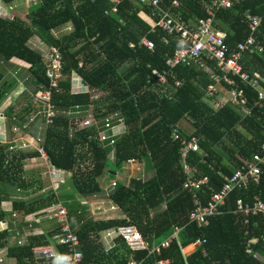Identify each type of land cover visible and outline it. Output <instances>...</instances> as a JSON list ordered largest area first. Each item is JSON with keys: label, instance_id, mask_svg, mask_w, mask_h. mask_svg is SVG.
I'll return each mask as SVG.
<instances>
[{"label": "trees", "instance_id": "trees-1", "mask_svg": "<svg viewBox=\"0 0 264 264\" xmlns=\"http://www.w3.org/2000/svg\"><path fill=\"white\" fill-rule=\"evenodd\" d=\"M0 1L9 8L19 0ZM176 1L178 7H173L174 0H160V4L189 21L207 17L204 3L208 0ZM113 5L111 0H38L28 7L24 18L17 14L10 19L0 16V59L24 61L29 65L31 82L36 89H47L49 79L45 76L42 55L27 42L35 36L56 46L62 54L64 73L60 91L53 93L56 108L66 111L79 105L87 109L93 104V114L98 120L120 112L125 127L114 144L109 145L98 140L95 126L77 129L69 116L57 114L55 123L44 131V145L57 169L71 172L68 178L71 191L62 187L59 198L51 192L34 197L32 194L42 189L40 178L25 180L17 176L27 154L14 152L7 161L1 152L0 183H18L25 191L24 196L31 195L26 200H13V209L40 215L44 214L39 211L43 207L64 199L68 215L74 216L70 220L80 241V264H127L129 261L154 264L158 258H168V264H264V215L245 216L237 209L240 198L252 203L258 195L264 200V165L257 181H251L247 189L232 191L221 213L211 216L206 225L198 226L190 221V212L195 206L193 194L183 189L186 176L181 142L171 136L172 124L182 123L186 118L191 120L193 131L188 134L182 126V132L199 140L201 150L190 151L188 162L195 167L196 178H209V183L197 192L204 203L220 188L222 176H232L243 164L242 159L251 157L264 143V99L261 106L254 104L258 91L241 76L232 74L234 87L243 89L248 99L250 115H243L230 102L214 109L206 100L213 95L206 90L216 81L205 67L222 74L215 61L205 53L201 63L171 66L168 59L180 45L178 36L159 26L152 27L139 14L143 8L151 14L152 9L141 6L138 0H119L116 11L111 12ZM215 11V27L225 33L224 40L231 51L238 50V42L250 34L249 19L244 12L264 16V0H237L231 8ZM63 29L68 31L61 37L53 36V32ZM255 35L264 46V20ZM143 38L151 40L154 47L141 44ZM240 60L246 71L251 75L260 74L264 80V50L242 49ZM155 68L169 71L168 86L159 83L153 72ZM72 70L87 85L88 92L71 93ZM2 76L0 72V81ZM177 80L181 82L179 86L175 85ZM260 82L264 87V82ZM4 92L0 89V98ZM95 95L97 99L93 98ZM12 111L10 106L6 115L10 117ZM111 152L113 159H109ZM37 154L34 150L28 155ZM128 159L144 161L152 177L133 178L131 186L116 180L107 197L121 208L122 217L84 219V208L75 199L76 194L103 193L102 176L113 180ZM86 160L90 165L84 171L80 164ZM3 218L4 213L0 212V220ZM121 224H133L144 239L154 244H161L174 226L182 228L179 236L170 237L169 244L161 246L158 253L148 254V249L130 250L120 236L116 238V246L105 250L98 240L100 231ZM9 229L0 232V246L7 245L15 264H47L44 256L36 255L49 246L47 235L31 234L23 245L9 244ZM254 237L257 241L251 242ZM197 238L204 241L193 252L185 253L184 248ZM58 245L65 254L68 244ZM53 263L57 264L55 260Z\"/></svg>", "mask_w": 264, "mask_h": 264}, {"label": "built area", "instance_id": "built-area-1", "mask_svg": "<svg viewBox=\"0 0 264 264\" xmlns=\"http://www.w3.org/2000/svg\"><path fill=\"white\" fill-rule=\"evenodd\" d=\"M235 1L237 0H208L204 3V7L207 11V17H200L196 21H189L182 18L179 13H171L170 8H163L160 4V0H139V4L152 9V13H148V17L153 21L152 27L159 26L163 28L168 33H175L180 41L179 47L175 50L173 56L168 59V63L173 66L176 64L189 65L191 63L199 61L200 63L204 61L203 54L207 53L210 59L215 61V66L222 70V74H219L217 70L205 67L211 77H214L216 84H209L207 86V93L209 95H214L222 92V102H230L235 108L240 110L243 115H250V107L248 106V99L245 96L243 89H238L235 86V79L232 76L237 74L242 77V79L250 84L253 88L258 91V100L254 104H259L261 106V100L264 99V87L260 81H263V77L260 74L251 75L248 71L244 69L242 61L240 60L241 50L248 49L250 52L255 50L262 52L264 50L263 44L257 39L255 32L258 31L260 23L264 20V16L261 15H251L248 11L244 14L249 19L250 34L245 40L239 41V49H234L231 51L228 43L225 42V33L220 29L216 28L215 22V10L218 9H228L231 8ZM113 7L112 12L116 11V4L119 0H112ZM178 1L174 0L173 7H178ZM12 8V7H10ZM10 8L2 5L0 1V16L5 18H12L10 16ZM143 10V9H142ZM145 10V9H144ZM155 16L160 18L157 20ZM68 29H71L70 27ZM41 44H47L42 40H38ZM141 44L147 45L149 48L154 47V43L143 38ZM130 47H134L133 43H129ZM35 49V48H33ZM49 56L47 61L44 62L45 65V76L49 79V85L47 89H38L33 93L32 102H30V112L26 114L23 119L12 118L15 120L14 125L24 132H28L31 128L34 129L35 125L40 127L49 128L55 123L57 114L59 110L56 108L53 102V93L60 91V82L64 79L63 73V60L60 50L53 45L49 46ZM203 58V59H202ZM81 65V62H79ZM153 72L158 76V81L162 85H169L168 74L169 71H160L157 68L153 69ZM71 81L76 80V82L71 84V93L77 94L81 92H88L89 89L85 85L81 77L76 71L72 70ZM180 81L177 80L175 85L179 86ZM232 86V88L228 87ZM81 109L79 105H75L74 109L66 110L71 117H74L73 123L76 125L77 129L95 126L97 129L98 140L101 143H108L109 145L114 144L117 136L121 134L124 129V121L120 112L110 113L103 117L101 120H97L92 112V107L90 110ZM90 111V113H86ZM64 112V111H62ZM82 119L78 118L79 114H82ZM6 115L4 112H0V121L4 122ZM45 131V130H44ZM171 136L174 140L181 142V158L183 162V170L186 176V180L183 183V189L190 191L193 194V199L195 206L190 212V221L195 222L198 226L205 225L208 223L211 216H215L221 213V207L225 205L226 200H228L230 193L235 189H247L251 181H257L260 174L263 172L262 166L264 165V143H261L260 149L255 152L249 158H243L240 169L237 170L232 176H222V184L218 190L213 191L206 201L201 202L197 192L209 183V178L203 176L201 178H196L195 167H191L188 162V156L190 151H200L199 140L196 136L191 135L189 137L185 136L182 132L181 122L171 125ZM37 132V131H36ZM31 136L35 139L37 146L35 151L38 152L40 156L49 158L48 150L45 148V139L40 136ZM14 142L8 140L3 147L0 146L1 152L7 156V152L14 153L12 150L15 147L19 148H30L29 143L19 136L17 139H13ZM17 140V141H16ZM11 142V143H10ZM13 152V153H12ZM10 155V156H11ZM52 163V162H51ZM51 175L56 176L58 174H63L60 169L52 163ZM111 184L114 186L116 180H113ZM238 210L241 211L245 216L250 215H264V201L258 196L253 198V202L245 201V199L240 198L237 201ZM112 207H116L112 205ZM13 216L15 214L13 213ZM52 217L59 220L58 233L56 234V242H63L68 244V250L65 253V264H77L81 260V251L78 249L79 238L72 228L67 211L63 206L56 208ZM248 217L245 221H248ZM181 226L174 227L173 233H179ZM112 232L120 235L122 239L133 249H148V253L156 252L158 253L161 246H167L169 244V237H167L161 244L150 245V243L143 238L140 230L133 224H121L113 227ZM176 235V234H173ZM204 241V238H197L194 244L199 246ZM22 239L17 238L16 243H21ZM56 250L45 247L38 251L37 255H42L44 257H55ZM3 256H0V262H3ZM154 264H168V258H158Z\"/></svg>", "mask_w": 264, "mask_h": 264}, {"label": "rangeland", "instance_id": "rangeland-1", "mask_svg": "<svg viewBox=\"0 0 264 264\" xmlns=\"http://www.w3.org/2000/svg\"><path fill=\"white\" fill-rule=\"evenodd\" d=\"M36 1H38V0H19V1L15 2L14 4H12V8H10V11H11L10 16L13 17L14 14H17L20 17L24 18L28 12V9H29L28 7L30 5H32L33 3H35ZM144 17L147 19L146 21L152 25L153 21L148 16L147 17L144 16ZM68 30L63 29L62 31L53 32V36L54 37H61ZM38 40L39 39L34 36L30 40H28L27 44H29V46L31 48H35V50H37L41 53L43 63H44L45 61H47V58L49 56L48 50H49L50 45L49 44H41L38 42ZM16 66H17L16 63H11L9 61H5L3 59H0V72L3 74L2 79L0 81V89H3L5 91L3 93V96L0 98V100L6 101V99L12 100L14 98V97L11 98V91L13 89L12 88L13 86H11V87H8V86L13 84V82H15V84L18 83L17 79L19 81L23 82L22 85L26 87V90L24 91V89H23L22 93L23 92L24 93L20 97H15V98H17V100H16L17 102H16L15 106L13 105V111H12V114L10 117L6 115V111H7L6 107L0 106L1 108H3V109L0 108V112H4V114L6 115L5 121L4 122L0 121V146L3 147L6 143H8V140H11L12 142H14L13 139H17L19 136H22L23 139L29 143L30 148H19V147L14 146V148L12 149V150H14L13 152H22L23 151L25 154H27L25 161H21V163H20V164H22L21 165V172H20L21 178H24L26 180L27 178H30V179L35 178L36 179L39 177L40 181H41V186H42L43 190H45V192H49V193L52 192L53 194H56L55 193V191H56L59 194L60 192H62V189H63V188H61V190H60L59 188H60V186H63V185L65 186V191H70V185L67 183H64V182H67L68 178L71 176L70 171L63 172V174L61 176L64 179L58 178L59 180H56V178L58 176H60L59 174L56 177L54 176V178L52 179L51 178V176H52L51 175L52 163H51L50 158H45L43 156H40L39 154H37L35 156H29L28 155L30 152L37 150L36 149L37 142L35 141V139H32L31 136L32 137L34 135L38 136V134H37V132H38L40 136L44 137L45 127L43 126V127L38 128L35 125L34 129L31 128L26 133V132L20 130L19 128H17L16 125H14L15 120L12 119L14 116L16 118L23 119V117L30 112L29 111L30 110V102H32V99H33V92L31 90L33 89V86H34L33 83L31 84L30 77H29V79H25L26 74L23 71L25 68L20 67V66L16 67ZM71 74H72V72H71ZM71 74H70V80L72 77ZM75 82H76V80H72L73 84ZM96 95L93 98L97 99ZM15 98H14V100H15ZM209 102L215 108H217L218 106H220L222 104V98L220 96H212V98L209 100ZM26 106L29 107L28 111H27ZM92 106H93V104L89 105L88 110H90V108ZM90 111H86V113L88 114V113H90ZM61 112L62 111H59V114ZM92 112H93V110H92ZM62 114L69 116L70 120H74V117H71L67 112L64 111V112H62ZM84 114H85V112H83L82 114H79L78 118L82 119V117H83L82 115H84ZM182 126H183V130L188 134H190L194 129L192 122L189 118H186L185 120L182 121ZM120 130L124 131L123 128H121ZM44 139H45V137H44ZM219 150H220V147H219ZM10 155H11V153L7 152V157H6L7 161L9 160ZM6 159H5V162H7ZM140 163L135 164L134 167H131L133 175L137 176L139 174L137 177H141L143 179L150 178L152 176V172L147 170L148 165L144 161H142L141 164ZM88 165H90V164L87 160L81 162V164H80V166L82 167V169L84 171L88 170V167H89ZM133 178H134L133 176L130 177L129 182H127L128 186H131L130 181ZM108 179H110V178L107 175L102 176L101 180L103 183L101 182V185L103 186L104 184H106ZM14 184L15 183L8 186V192L11 194L15 193L16 195H18L21 192L16 191V189H15L16 187ZM67 187H69V189H67ZM49 188H53V190L50 191ZM102 188H104V186ZM45 192L41 191V193H45ZM103 194H104V192L99 193V194H93V195L91 194L89 196H81L79 194H76L75 199L79 201V204H83L88 209V211H86V212H88V214L85 215L84 219H89V218L95 219L97 217H102L101 212L104 210L103 208L109 207V206L103 205L102 202L98 200V199H107V197H105ZM77 198H79V199H77ZM25 199H27V196H25ZM53 206L54 205L52 204L50 206L43 207L41 210H39L40 212H44V215H42V218H40L41 220H43V222H45L44 220H49L48 217L50 214H51V216L54 214L56 208H54ZM98 207L103 209V210L100 212L101 209L100 210L97 209ZM66 211H67V209H66ZM151 211L153 212V210H151ZM108 213L112 214L111 211H108ZM109 214H107V215H109ZM75 226H77V225H75ZM189 251H190V249L186 250V252H189Z\"/></svg>", "mask_w": 264, "mask_h": 264}, {"label": "crops", "instance_id": "crops-1", "mask_svg": "<svg viewBox=\"0 0 264 264\" xmlns=\"http://www.w3.org/2000/svg\"><path fill=\"white\" fill-rule=\"evenodd\" d=\"M138 2H139V0H138ZM139 14L142 16V18H145L144 16L147 17V15H148V13L146 12V10H144V8H143V10H141V12ZM145 20H147V19L145 18ZM7 61H9L11 63H16L17 64L16 67L20 66V67L25 68L23 70L25 72V74H26L25 75V79H29V77L31 79L32 74L28 70V66L29 65L27 63H25L24 61L19 60L17 58H11V59H9ZM17 81H18V83L15 84V82H13V84L9 85L10 87L13 86L12 87L13 89L11 91V98H13V97L14 98L15 97H20L24 93V92L22 93L23 89H24V91L26 90V87L22 85L23 82L19 81L18 79H17ZM31 84H32V82H31ZM37 90L38 89H36V87L33 86V89L31 91L34 93ZM14 98L12 100H7L6 99V101L0 100V106L1 107H6V110L10 106L13 108V105L15 106V104L17 102L16 101L17 98H15V100H14ZM206 100L208 101V104L209 105H211L214 109H217L212 104H210V102H209L210 99H206ZM26 108H27V111H28L29 110L28 109L29 107L26 106ZM1 109H3V108H1ZM17 153L18 152H16V154ZM12 156H13V154L10 156V158ZM25 158H26V156L24 157V159L22 161H25ZM113 158H114L113 152H111L109 154V159H113ZM140 162L142 163V161H137V160H134V159H128L124 163L122 169L120 171H117L116 172V176H115V178L113 180H120L125 185L128 186V183L127 182H129L130 177L133 176L134 178H137V176L139 175V174L137 176L133 175L132 170H131V167H134L135 164H138ZM60 171H62V172H68V171H65V170H62V169H60ZM59 175L60 176H58L56 178V180H59L58 178L64 179L61 176L62 174H59ZM17 176H20V171L17 172ZM4 177H7L8 178L7 175H4ZM51 178L53 179L54 176H51ZM113 180L112 179H108L107 182H106V184L103 185L104 188H102V189H103V192H104L103 195L105 197L108 196L110 190L115 186V185L113 186L111 184V182ZM101 182H102V180H101ZM64 183L69 184L68 181L67 182H64ZM14 185L16 187L15 188L16 191L17 192L18 191L21 192L20 194L16 195L15 193L14 194H11V193L8 192V186H10V183L9 184L8 183H4V182H1L0 183V212H3L4 213V218L0 220V232L4 231L6 229H9V227H10V229H9L8 242H9V244H17L16 243L17 238H21L22 239V242L21 243H18L17 245H23L27 241L28 236L31 235V234H45V235L48 236L49 242H50L49 243V246H47V247L52 248V249H55L57 251L55 257H50V258L49 257H45V260H47V262H45V263L50 264V262L53 263V261L55 260L57 262V264H65L64 263L65 262V254L61 251L60 246L58 245L60 242L59 243L56 242V239H55L56 234L58 233V230H59V228H58L59 220L57 218H55V217H52L51 214H50L49 217H48L49 220H44L45 222H43V220H41L40 218H42V215H44V214L38 215V213H39L38 211H37L38 213H35L34 212V213H26V214H24V212H22V213L16 212L13 209V206H12L13 200H22V199L26 200V199H25V196L23 195V193L25 192L24 189L21 186H19L18 183H15ZM63 186H60L59 189L61 190V188ZM49 189H50V191L53 190V188H49ZM67 189H69V187H67ZM41 191L42 192H45V190H43V188H42L40 190L38 189V192L33 193L32 195H34V197H35L39 193H41ZM70 191H71V187H70ZM55 193L56 194H53L51 192L52 195H55V196H57V198H59L58 193L56 191H55ZM256 196H258V195H256ZM27 197H31V195L30 196H27ZM258 197L261 200H263L260 196H258ZM77 199H79V198H77ZM98 200L101 201L103 205H106V206H109V207L108 208L107 207H104L103 208L104 210L98 207L97 209H99V210L101 209L100 212L103 210L101 212L102 213V217H97L95 219H108V218H111V217L120 218V217H122L124 215V212L121 210V208L119 206H117V204H115L113 201H111L108 197H107V199H98ZM164 203L165 202L163 201L162 207L164 206ZM53 205H54L53 206L54 208H57L59 206H63L65 209H67L64 199H59L58 202L57 203H53ZM112 205H115L116 207H112ZM81 206L84 208L85 215H87L88 214V212H86V211H88L87 207L84 206L83 204H81ZM108 211H111L112 214H109ZM13 213L15 214V216H13ZM107 214H109V215H107ZM67 216H68V219H69L70 224H72L71 223V220H70V216H72V217H74V216L72 214H70V216H69L68 213H67ZM90 219H92V218H90ZM82 221H83V218L80 220L79 223H81ZM11 223H12V226H9V224H11ZM176 226H174V227H176ZM113 227L114 226L109 227V228H106V229L100 231V235H99L98 240L100 242H102V244L105 246V250L111 249L112 247H114V246L117 245L116 244L117 243L116 242V238L119 237L120 235H117L114 232H112ZM174 230L175 229L173 228V230L171 231V233L167 237L170 238V237H177V236H179V233H173ZM74 232H75V230H74ZM173 234H176V235H173ZM257 239H258L257 237H254V238H251L250 241L251 242H253V241L255 242V241H257ZM61 243H63V242H61ZM79 243H80V241H79ZM150 245H154L155 246L157 244L150 243ZM125 246L128 249H130V250H137V249L131 248L128 244H125ZM196 247H197V245H195L194 242H193L190 245L186 246L184 248V251H185V253L189 254V253L193 252ZM187 249L188 250L190 249V251L189 252H186ZM248 249L251 250V248H248ZM154 253H156V252L148 253V254H154ZM0 256H3V258H4L3 262H0V264H15V257L14 256H11L10 254H8L7 245L0 246ZM81 256H82V252H81ZM53 264H55V263H53ZM77 264H80V262H78ZM127 264H137V263H135L133 261H129Z\"/></svg>", "mask_w": 264, "mask_h": 264}, {"label": "clouds", "instance_id": "clouds-1", "mask_svg": "<svg viewBox=\"0 0 264 264\" xmlns=\"http://www.w3.org/2000/svg\"><path fill=\"white\" fill-rule=\"evenodd\" d=\"M3 5V4H2ZM10 8V7H9ZM221 91H224L223 89H220V93H216V94H214L213 96H222V92ZM222 104H223V102H222ZM124 129H125V127H124ZM124 132V131H123ZM182 159V158H181ZM182 165H183V162H182Z\"/></svg>", "mask_w": 264, "mask_h": 264}]
</instances>
